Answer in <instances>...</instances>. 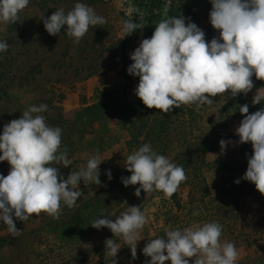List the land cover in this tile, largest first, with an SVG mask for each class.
I'll return each instance as SVG.
<instances>
[{
    "label": "rangeland",
    "instance_id": "rangeland-1",
    "mask_svg": "<svg viewBox=\"0 0 264 264\" xmlns=\"http://www.w3.org/2000/svg\"><path fill=\"white\" fill-rule=\"evenodd\" d=\"M160 1L161 19L165 18V5H170L169 15L190 18L205 32L206 41L219 36L209 21L210 0ZM77 2L91 7L107 23L90 27L78 44L66 35V26L59 35H49L40 18L49 17L61 7L67 12ZM151 6L152 0H30L17 22L0 23V41L9 45L6 52H0V134L6 123L20 118L29 106L46 104L48 110L41 115L49 126L62 129L61 146L72 161L67 168L58 165L60 173L67 178L70 172L86 165L92 155L99 154L102 161V184L81 181L76 189L82 192L77 206L68 208L62 203L58 219L41 212L24 222L15 220L21 230L17 236L0 221V264H113V259L116 264H145L151 258L144 256L142 249L149 239L164 237L167 230L212 221L223 226L221 241L234 243L239 251L236 264H264V195L253 183L241 179L247 164L244 167L235 163L242 147L251 145L235 144L239 140L235 129L244 118L239 106L247 104L249 114L264 107V101L252 104L256 89L264 87V81L253 76L254 88L247 95L232 98L225 93L212 97V105L199 109L194 104L182 105L171 115L148 109L135 95L139 77L129 75L127 68L133 63L130 53L142 39L149 38ZM129 19L141 28L123 38L122 25ZM94 104L101 107L94 111ZM131 106H135L132 111ZM152 126H157L156 130H151ZM211 130L215 131L212 137L231 140L235 146L228 145L224 153L206 154L205 162L185 158L181 166L187 176L186 185L178 188L181 210L162 192L145 194L142 190L137 197L134 193L139 185L122 184L121 177L131 175L124 168V160L143 144L150 143L158 154L166 152L164 156L177 164L179 152L200 147ZM195 164L202 166L203 176L212 188L198 221L186 215L188 184L195 181L188 170ZM9 170L7 161L0 162V174L7 176ZM107 170L111 171V180L105 174ZM237 179L239 184L235 183ZM88 201L112 219L128 206L140 207L148 223L140 230L135 259L122 238L112 237L108 228L97 230L72 222L74 212ZM108 238L121 246L114 258L105 253Z\"/></svg>",
    "mask_w": 264,
    "mask_h": 264
},
{
    "label": "clouds",
    "instance_id": "clouds-1",
    "mask_svg": "<svg viewBox=\"0 0 264 264\" xmlns=\"http://www.w3.org/2000/svg\"><path fill=\"white\" fill-rule=\"evenodd\" d=\"M209 21L219 32L210 42L205 32L190 18L169 15L165 5L164 17L156 25L150 38H144L130 53L133 63L129 75L139 77L135 95L148 109L170 113L182 105H196L197 109L214 103L212 97L230 93L232 98L247 95L254 88L253 76L264 81V0H210ZM30 0H0V23H15L19 13ZM47 33L57 36L66 26V35L78 44L90 27L104 25L107 20L85 3L77 2L67 12L63 7L49 17L40 18ZM186 19L189 21L186 23ZM141 28L133 20L122 25L123 38ZM9 45L0 41V52ZM264 101V87L256 89L252 104ZM46 104L29 106L18 119H12L0 134V162L7 161V176L0 174V221L13 236L20 234L15 220L26 221L30 216L46 213L53 219L61 215V205L76 207L82 192L76 190L81 181L101 185L99 154L87 159L86 165L65 178L59 167H69L67 149L61 151L62 129L51 127L41 113ZM244 116L235 134V144L251 143L247 170L241 179L255 185L264 195V107L249 114L247 104L239 106ZM221 153L231 140L221 139ZM234 144V146H235ZM124 168L131 173L121 177L125 187L139 185L135 195L159 191L170 198L187 179L182 166L145 143L124 160ZM112 179L111 171L105 173ZM235 183L239 184L240 179ZM198 214V213H194ZM148 223L139 206H128L115 219L101 216L90 225L99 230L108 228L112 237H120L128 245L131 255L137 256L140 230ZM223 226L217 222L181 229L167 230L164 237L149 239L142 249L150 257L145 264H236L240 253L232 242L221 241ZM105 253L114 258L121 248L113 238L105 240ZM113 264L116 261L113 259Z\"/></svg>",
    "mask_w": 264,
    "mask_h": 264
},
{
    "label": "trees",
    "instance_id": "trees-1",
    "mask_svg": "<svg viewBox=\"0 0 264 264\" xmlns=\"http://www.w3.org/2000/svg\"><path fill=\"white\" fill-rule=\"evenodd\" d=\"M163 4L160 0H152V6L149 9V17H148V32H149V38L152 36L155 25L161 20V10H162ZM101 107V104H94L92 105V110H98ZM135 108V106H131L130 110L132 111ZM168 115H171V112L168 113ZM101 119V118H100ZM95 120V118L93 119ZM157 126H152L151 130H156ZM215 131L211 130L210 133L205 137L202 141V144L200 147H197L195 150H190L189 148H186L184 150H181L178 154V162L176 165L181 166V163L185 161L186 159H191L190 162H196L197 160H200V162H205L204 156L208 153L213 152H220V139L218 137H212L213 133ZM218 135V133H216ZM149 134L146 133L145 136H148ZM61 151L64 150V148L61 146ZM252 146L249 144H246L244 147H242L240 152V157L235 161L236 164H242V166H246L248 163V157L252 155ZM161 155H165L166 152L159 153ZM189 162V161H188ZM204 164V163H202ZM52 166L58 167V165L53 164ZM195 178V181L189 182L190 190L188 192V208L186 215H189L190 218H193L194 220L198 221L202 218V204L205 203L207 199H209L212 196V188L209 187V185L206 182L205 177L202 173V166L201 165H194L190 167L188 170ZM187 183V182H186ZM186 184L181 183L178 188L184 187ZM171 199L177 208V210H181L182 204L181 200L179 199V191L177 190L172 196ZM198 213V214H194ZM182 214V212H181ZM104 216L103 212L100 210V208L94 203L93 201H88L83 203L72 215V222H74L77 225H84V226H91L90 224L97 218ZM179 214L175 215V217H178ZM184 216V215H183Z\"/></svg>",
    "mask_w": 264,
    "mask_h": 264
}]
</instances>
